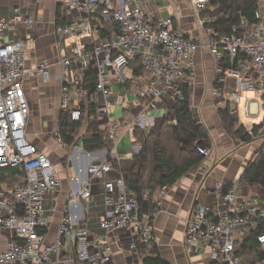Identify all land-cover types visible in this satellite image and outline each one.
<instances>
[{"label": "built area", "instance_id": "built-area-1", "mask_svg": "<svg viewBox=\"0 0 264 264\" xmlns=\"http://www.w3.org/2000/svg\"><path fill=\"white\" fill-rule=\"evenodd\" d=\"M60 11L56 15L53 32L61 44L60 111L72 122L83 120V107L96 109L99 123L105 131L108 149L99 152L88 173L102 178L112 170L107 157L118 158V145L131 136V126L153 129L155 117L149 112L167 94L174 102L183 99L182 87L193 76V54L198 45L173 28L170 17L150 18L142 9V0H57ZM198 24L205 29L206 46L215 61V72L222 87H214L217 108L228 104L231 114L251 119L261 112L264 96V36L259 11L256 22L241 16L229 33L219 34L206 28L213 19L200 16L207 9L206 0H191ZM36 23L34 12H24L15 6L9 16H0V170L23 166L25 182L10 191L0 190V236L9 231L6 247L0 248V264H55L53 256L63 244L64 237L73 246L72 257L83 264H105L112 249L109 240L116 230L131 235L130 248L149 249L154 243L150 222L152 215L143 212L137 193L129 189L120 174L104 182L105 210L100 220L101 232L90 235L86 227L75 225L63 211L57 236L45 243L50 223L46 195L55 192L60 179L46 153L31 144L25 136L29 106L22 79L25 73L29 36L20 30L31 29ZM10 31L11 34H8ZM223 54L234 66L223 67ZM139 58L143 68L135 73L130 62ZM95 72L94 87L86 83V70ZM37 72L46 75L49 64L43 61ZM216 78V79H217ZM122 92V110L130 112L124 118H114L116 95ZM131 95V98L127 96ZM256 105V112L251 106ZM92 121V118L89 119ZM175 124L176 121L174 120ZM258 139L264 141V117L259 123ZM101 126V125H100ZM56 141L63 144L59 132ZM205 157L210 149L195 146ZM206 169L200 163V170ZM216 187L215 197L222 209L211 216L199 200L195 201L187 220L183 246L192 254L202 245L209 250L210 264H242L235 253V240L243 238L258 223H264V196L246 195L238 201L239 183H233L224 193ZM79 196L88 204L90 181H85ZM264 251V230L257 235ZM256 264H264L258 261Z\"/></svg>", "mask_w": 264, "mask_h": 264}, {"label": "crops", "instance_id": "crops-1", "mask_svg": "<svg viewBox=\"0 0 264 264\" xmlns=\"http://www.w3.org/2000/svg\"><path fill=\"white\" fill-rule=\"evenodd\" d=\"M142 1V9L150 18H172L173 28L198 45L193 54L194 73L188 82L189 102L194 117L206 126L211 138L209 155L201 162L206 167L205 171L201 172L199 163L173 186L158 192L155 200L158 211L150 224L154 243L160 257L168 264H210L209 250L202 245L195 248L192 254H186L184 250L183 240L193 204L199 200L206 206L209 215L217 214L218 210L222 209V204L215 197L216 187L238 183L239 176L262 140L256 139L251 143L243 144L228 136L223 130L217 112V100L213 96L217 78L215 61L206 46V32L198 24L191 0H153L154 5L151 0ZM257 5L264 36V0H257ZM15 6H21L24 12H34L36 16V23L31 29L20 30L21 34L30 38L22 79L29 106L25 136L39 151L46 153L60 179L59 188L46 195L44 199L50 215L45 243L52 242L57 236L64 210L75 225L86 227L90 235L98 236L101 232L99 223L105 210L104 182L117 178L120 173L112 169L102 178L93 177L87 169L95 157L99 156V152L88 153L81 145L69 149L56 141L58 117L61 112L60 67L57 63L61 56V44L57 41L53 27L60 6L57 0H0V16L11 15ZM8 34H11L10 31ZM43 61L49 64V72L46 75L36 70ZM173 104L170 97L165 94L158 101L155 110H163L164 114ZM122 108L121 105V117L127 123L130 112ZM251 108L253 112L257 111L256 105L253 104ZM163 114L154 116V130L158 129ZM263 117L264 108L258 116L246 119L245 123L243 120L240 122L246 127H251L259 124ZM100 125L102 127V124ZM85 130L84 124L80 131L81 135L85 134ZM129 139L126 149H118L119 159L130 156L133 141L130 136ZM103 152L104 150L101 153ZM63 158H65L64 163ZM8 175V170H0V190L7 192L14 186L8 181ZM88 180L91 196L87 204L80 198L79 192L83 183ZM255 194L264 196V190L257 188ZM246 195H251L250 191L239 184L238 201L241 202ZM10 237L9 231L0 236L2 250ZM131 239L130 233L125 230L114 231L109 240L112 249L111 259L105 264H145L140 251L130 248ZM72 250L70 240L64 237L61 249L53 256L55 264H75Z\"/></svg>", "mask_w": 264, "mask_h": 264}, {"label": "trees", "instance_id": "trees-1", "mask_svg": "<svg viewBox=\"0 0 264 264\" xmlns=\"http://www.w3.org/2000/svg\"><path fill=\"white\" fill-rule=\"evenodd\" d=\"M257 9V0H208L207 9L203 10L200 16L208 20L213 19L214 21L207 23L205 27L215 29L222 35L229 33L231 28L239 23L241 16L248 18L251 23L256 22L254 16ZM238 58L241 57L237 56L231 62L229 56L223 54L221 65L234 66ZM130 67L135 73L143 72L139 58L131 61ZM86 83L89 87H94L95 72L92 68L86 70ZM214 87H222L219 78L216 79ZM182 91L183 99L177 100L166 110L157 130L131 126L130 137L133 142L128 158L107 157L111 168L123 176L125 185L137 193L139 205L142 207L145 203V212L152 215L151 221L158 211L155 201L158 192L173 186L192 167L204 160V156L195 149V146L202 143L206 148L211 147L208 129L192 113L188 83L182 87ZM262 106L264 108V96ZM82 110L83 120L88 119L84 135L80 133L83 124L72 122L67 113L60 112L58 132L64 145L69 149L81 145L88 153L108 149L105 131L100 126L95 107L86 106ZM217 112L223 130L231 138L243 144L258 139L259 124L244 126L238 115L230 113L228 104L218 108ZM90 118L92 121H89ZM4 169L8 170V181L14 186L25 182V169L22 165ZM238 183L246 187L251 195L256 193L257 188L264 190V141L246 164ZM230 186L221 189L225 193ZM262 230L264 223H258L246 236L236 238L235 253L240 257L242 264H256L264 260V251L257 241V235ZM139 251L145 264H168L160 257L156 245L149 249L140 248ZM75 264L83 263L75 260Z\"/></svg>", "mask_w": 264, "mask_h": 264}, {"label": "rangeland", "instance_id": "rangeland-1", "mask_svg": "<svg viewBox=\"0 0 264 264\" xmlns=\"http://www.w3.org/2000/svg\"><path fill=\"white\" fill-rule=\"evenodd\" d=\"M152 1V3H153V5H154V1L153 0H151ZM116 97H117V100H118V103H117V105H115V107H114V109H113V111H112V116L114 117V118H116V119H118V118H121V115H122V112H121V104H120V102H121V100H122V98L124 97V94L122 93V92H120V93H118L117 95H116ZM128 98H131V95H128L127 96ZM241 106H239V114H238V118H239V120H241V122H242V120H243V123H245L246 121V119L242 116V114H241ZM161 114H163V110H155V111H152L151 112V115L152 116H158V115H161ZM129 136H125V138H124V140H122V142L118 145V149L119 150H123V149H126V147H128V144H129ZM196 146H199V147H204V145L202 144V143H198ZM255 152V151H254ZM254 152H253V154H254ZM253 154H252V156H253ZM252 158V157H251ZM251 158L249 159V161L251 160ZM248 161V162H249ZM242 174V173H241ZM241 176V175H240ZM240 176H239V178H240ZM238 178V179H239Z\"/></svg>", "mask_w": 264, "mask_h": 264}, {"label": "water", "instance_id": "water-1", "mask_svg": "<svg viewBox=\"0 0 264 264\" xmlns=\"http://www.w3.org/2000/svg\"><path fill=\"white\" fill-rule=\"evenodd\" d=\"M77 149L75 148V151H76ZM145 209H146V205H145V203H143L142 204V207H141V210L143 211V212H145ZM189 217H190V215H189Z\"/></svg>", "mask_w": 264, "mask_h": 264}]
</instances>
